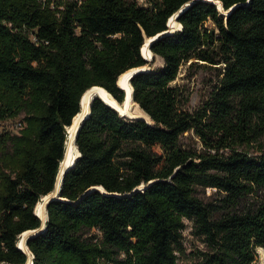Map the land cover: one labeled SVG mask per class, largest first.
Wrapping results in <instances>:
<instances>
[{"label": "trees", "instance_id": "16d2710c", "mask_svg": "<svg viewBox=\"0 0 264 264\" xmlns=\"http://www.w3.org/2000/svg\"><path fill=\"white\" fill-rule=\"evenodd\" d=\"M218 1L221 12L199 0H0V123L21 115L24 124L0 130V264L27 262L18 240L42 224L35 207L54 190L81 96L100 86L122 103L118 77L146 64L145 38L167 31L179 10L181 28L150 44L163 66L130 79L151 123L92 100L80 155L47 205L45 229L26 241L31 264H180L185 219L207 246L191 264H258L264 0ZM192 59L221 66L208 98L188 111L171 83ZM186 133L199 147L182 143ZM197 187L214 188L227 207L252 203L214 217Z\"/></svg>", "mask_w": 264, "mask_h": 264}, {"label": "rangeland", "instance_id": "374dc122", "mask_svg": "<svg viewBox=\"0 0 264 264\" xmlns=\"http://www.w3.org/2000/svg\"><path fill=\"white\" fill-rule=\"evenodd\" d=\"M129 1H134L137 5L143 7H148L150 5L149 0ZM205 26L207 28H214V25L211 21L206 22ZM212 50L214 51L210 52V55L213 58L218 59V49L214 46ZM150 66L153 70L162 67V58L159 56H154V60H151ZM220 66L221 63L210 64L197 59H192L180 67L178 75L171 85L178 87L185 98L183 109L193 111L208 98L220 78V76H218ZM23 127L24 124L21 115L0 123V130L3 132L8 131L11 134H18ZM181 141L184 145L199 147V142H197V139L192 134H184V136L181 138ZM195 196L201 199L205 204H209L214 217H219L227 211L243 210L252 203L251 197H247L243 199L236 207H227L223 200L216 193L214 188L203 189L197 187L195 189ZM185 224L186 228L183 231L185 254L182 256L180 264H191L194 262L199 252L206 250L207 246L200 237L194 236L190 233L191 222L185 219ZM95 233L96 232L92 230L87 233V236L91 234L93 235ZM255 253L256 262L258 264H264V248H256Z\"/></svg>", "mask_w": 264, "mask_h": 264}, {"label": "bare ground", "instance_id": "6f19581e", "mask_svg": "<svg viewBox=\"0 0 264 264\" xmlns=\"http://www.w3.org/2000/svg\"><path fill=\"white\" fill-rule=\"evenodd\" d=\"M210 1H215V0H210ZM216 4L220 8V4L219 3ZM169 24L171 25L172 31L181 28L179 22L174 20L173 17L170 18ZM142 54L147 59L150 58L152 59L153 57L151 50L147 48L146 44L142 46ZM133 70L134 68L127 70L126 72L122 73L118 78L119 84L121 86H125L128 91H130V84L127 81V77L130 74V72H132ZM97 96H100L106 102L115 105L121 115L142 117L145 118L148 123H151L148 115L140 108V106L134 100L128 101L126 107H123L121 104L117 103L113 98V96H111L104 88H101L100 86H93L89 88L88 90L85 91V93L82 96L79 113L73 118L71 125L67 127V139H66V148H65L66 156L60 166L61 171H63L67 167V165L70 163L72 159L76 158L79 155V151L74 142L76 130L78 128V124H80V119L88 113L92 100ZM59 181H60V174L58 176L57 184H59ZM50 195L51 193L41 197V199L36 204L35 213L41 218L46 217V211H47L46 202L49 199ZM31 234L32 232L28 230L20 235L19 237L20 240H18V243L21 249L27 251L25 239L27 236Z\"/></svg>", "mask_w": 264, "mask_h": 264}, {"label": "water", "instance_id": "95a60500", "mask_svg": "<svg viewBox=\"0 0 264 264\" xmlns=\"http://www.w3.org/2000/svg\"><path fill=\"white\" fill-rule=\"evenodd\" d=\"M199 1H208V2H211V3H219L220 4V8L217 6L218 10L221 12L222 10V5L221 3L217 0L215 1H210V0H199ZM181 10H179L178 12H176L174 15H172L170 18H174V20H176V18L178 17L179 13H180ZM223 14H227V12L223 13ZM170 18L168 19V22H167V26H168V30L163 32V33H160L152 38H145V41H144V44H146L147 48L150 49V44L152 43V41H154L155 39L161 37L162 35H165V34H168V33H172V28H171V25L169 24V21H170ZM143 44V45H144ZM141 54H142V47H141ZM143 56V54H142ZM144 59L146 60V64L142 67H138V68H134V70L132 72H130V74L128 75L127 77V81L129 82L130 84V91L127 90V88L125 86H121L117 80V85L124 91V99H123V102L122 103H119L121 104L123 107H126L127 105V102L128 101H133V88H132V85L130 83V79L137 73H140V72H148L150 70H152L151 66H150V62H151V58L150 59H147L145 56H143ZM119 78V77H118ZM102 88V87H101ZM110 94V93H109ZM111 95V94H110ZM83 96V95H82ZM82 96H81V99H82ZM112 96V95H111ZM98 98H100L106 105H108L109 107L113 108L115 111H117V113L122 116V117H126V118H129V119H141V120H144V121H147L145 118H142V117H137V116H123L120 114L119 110L117 109V107L115 105H112L108 102H106L105 100H103L100 96H97ZM81 99H80V107H81ZM116 101V100H115ZM117 102V101H116ZM118 103V102H117ZM91 106V105H90ZM90 113V109L88 111V113L83 116L81 119H80V124H78V128L76 130V134H75V137H74V142L76 140V136H77V133H78V130H79V127L81 125V123L87 118V116L89 115ZM74 118V117H73ZM150 119V118H149ZM73 121V119H72ZM72 123V122H71ZM67 129V128H66ZM80 155V154H79ZM79 155L72 159L70 161V163L67 165V167L61 171L60 169V166L62 164V162L64 161L65 159V156H66V149H65V152H64V157L63 159L61 160L60 164H59V168H58V172H57V175H56V181H55V185H54V190L51 192V195L49 196V199L47 200L46 202V208H47V205L50 201L54 200V199H57L59 197V190H60V186L62 184V181H63V177L65 175V173L74 165L76 159L79 157ZM60 174V181H59V184H57V181H58V176ZM50 194V193H49ZM37 215V214H36ZM38 216V215H37ZM41 220H42V224L41 226L38 228V229H34V230H29L32 232L31 235L27 236L25 241H27V239L31 238L32 236L42 232L44 229H45V221L47 219V211H46V217L45 218H41L40 216H38ZM18 248L21 249L18 245ZM27 248V251L26 250H23L21 249L23 252H25L28 256V259H27V262L26 264H31V260H32V254L31 252L29 251L28 247Z\"/></svg>", "mask_w": 264, "mask_h": 264}, {"label": "built area", "instance_id": "2783aa9c", "mask_svg": "<svg viewBox=\"0 0 264 264\" xmlns=\"http://www.w3.org/2000/svg\"><path fill=\"white\" fill-rule=\"evenodd\" d=\"M20 126H21V124H20Z\"/></svg>", "mask_w": 264, "mask_h": 264}]
</instances>
